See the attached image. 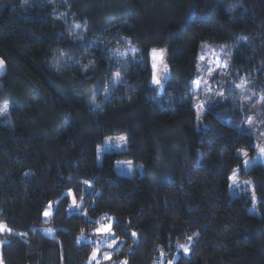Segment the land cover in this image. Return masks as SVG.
Returning <instances> with one entry per match:
<instances>
[{
  "label": "trees",
  "instance_id": "1",
  "mask_svg": "<svg viewBox=\"0 0 264 264\" xmlns=\"http://www.w3.org/2000/svg\"><path fill=\"white\" fill-rule=\"evenodd\" d=\"M206 41L232 46L264 92V0H0L3 264H94L107 219L117 243L102 264H264V165L243 171L260 216L228 190L253 138L212 111L199 125L193 110ZM157 48L170 64L161 95ZM115 135L127 150L98 159ZM122 157L143 173L117 171Z\"/></svg>",
  "mask_w": 264,
  "mask_h": 264
},
{
  "label": "rangeland",
  "instance_id": "2",
  "mask_svg": "<svg viewBox=\"0 0 264 264\" xmlns=\"http://www.w3.org/2000/svg\"><path fill=\"white\" fill-rule=\"evenodd\" d=\"M73 27H76L73 25ZM155 50V52H154ZM133 58L135 49L127 45L126 52ZM234 50L229 44L201 42L196 64L197 77L195 80L196 92L193 110L198 124L203 122V117L208 111H212L227 124L233 125L238 130L245 131L253 138L254 151L240 148L237 155L242 159L241 166H236L229 176V194L231 198L243 197L248 201V211L261 215L258 208L259 199L250 177L243 174L254 166L264 165V92L259 89L255 79L250 73H241L236 69L233 61ZM152 82L157 94L165 91L169 76V54L165 48L153 49L151 52ZM160 83H155V79ZM7 105L6 112H0L2 125L11 126L9 116L10 103L0 98V107ZM124 138V139H122ZM127 138L125 135L108 136L101 147L98 148V159L104 152L123 153L127 150ZM115 169L128 175L138 171L143 173L141 165H134L130 160L122 157L115 162ZM50 213V208L46 210ZM47 216V215H45ZM107 219L100 222V228L95 237V249L91 259L94 264L106 262L110 256V249L117 243L111 228L110 232L101 229L112 225ZM6 225L4 222L0 223ZM8 228V227H7ZM42 232L53 237L54 230L50 227H42ZM1 232H6L2 231ZM8 232V231H7ZM12 232V231H10ZM111 245V247H109ZM0 262H2L0 260ZM3 264V263H2Z\"/></svg>",
  "mask_w": 264,
  "mask_h": 264
},
{
  "label": "snow or ice",
  "instance_id": "3",
  "mask_svg": "<svg viewBox=\"0 0 264 264\" xmlns=\"http://www.w3.org/2000/svg\"><path fill=\"white\" fill-rule=\"evenodd\" d=\"M154 52H155V50H154ZM3 64H4V61L3 60H0V69L3 68ZM116 75H117V77H119L120 76V73L117 72ZM155 83L159 84L160 83L159 79H155ZM6 111H7V105H4V106L0 107V112H6ZM122 139H124V138H122ZM262 151H264V150H262ZM85 183H87V182H85ZM48 214L49 213L45 212V215H48ZM0 230H2V231H8V232L11 231V229L7 228V226L4 225V224H0ZM101 230L104 231V232H110L111 231V226L110 225L104 226ZM132 235L135 236L136 233H132ZM187 239L189 241H191L192 240V237L189 236ZM109 247H111V245H109ZM179 247L182 248L185 252H188L189 251V246L188 245H180ZM0 264H2V262H0ZM121 264H127V261H122ZM168 264H174V262L169 261Z\"/></svg>",
  "mask_w": 264,
  "mask_h": 264
},
{
  "label": "water",
  "instance_id": "4",
  "mask_svg": "<svg viewBox=\"0 0 264 264\" xmlns=\"http://www.w3.org/2000/svg\"><path fill=\"white\" fill-rule=\"evenodd\" d=\"M0 60H3V59L0 57ZM6 73H7V66H6V63L4 61L3 68L0 69V79L3 78L6 75Z\"/></svg>",
  "mask_w": 264,
  "mask_h": 264
}]
</instances>
